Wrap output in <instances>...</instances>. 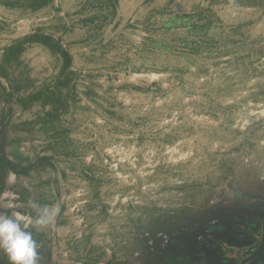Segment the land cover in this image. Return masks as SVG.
I'll use <instances>...</instances> for the list:
<instances>
[{
  "label": "trees",
  "instance_id": "1",
  "mask_svg": "<svg viewBox=\"0 0 264 264\" xmlns=\"http://www.w3.org/2000/svg\"><path fill=\"white\" fill-rule=\"evenodd\" d=\"M53 1L0 0L2 9L22 11L1 16L0 40L11 23L31 20L29 33L0 48V138L41 145L19 169L0 149V199L9 190L15 204L0 215L31 219L23 232L35 242V264H54L38 221L57 218L67 175L80 192L81 228L61 238L64 264H188L157 251V240L236 192L264 195V44L207 5L261 0H197L190 13L159 7L103 44L117 0L88 1L93 13L51 30L32 15ZM60 31L99 39L93 66L76 65ZM36 47L55 59L39 80L28 60ZM255 253L264 264V245ZM0 264H12L3 249Z\"/></svg>",
  "mask_w": 264,
  "mask_h": 264
},
{
  "label": "rangeland",
  "instance_id": "2",
  "mask_svg": "<svg viewBox=\"0 0 264 264\" xmlns=\"http://www.w3.org/2000/svg\"><path fill=\"white\" fill-rule=\"evenodd\" d=\"M89 4L95 0H54L47 8L32 15L39 26L53 30L62 27L65 17L72 19L78 14H91L95 9ZM197 0H117V16L102 35V44L117 33L129 35L128 23L139 21L149 11L167 7L180 13L192 12ZM224 23L239 25L246 35L257 37L264 44V0L254 6L208 4ZM22 11H7L0 8V19L4 17H18ZM2 16V17H1ZM7 22H10L7 20ZM30 19H20L10 24L11 34L4 35L0 40V48L11 38L29 33ZM66 42L71 44L75 63L79 68L93 66L95 50L100 46L98 40L82 41L80 32H59ZM30 77L39 80L49 74L54 64V56L42 47H36L28 55ZM16 86V84H15ZM19 87H16V91ZM3 102L0 101V111ZM0 149L18 169L26 165L35 155L40 154L41 145L37 140L26 139L21 143H10L8 136L0 138ZM15 175L10 173L7 185L11 187L15 182ZM25 183L28 178L21 176ZM67 195L64 205L60 209L54 222L49 220L42 228L37 227L46 234L47 248L54 264H64L65 254L61 238L71 234H78L81 228L80 220L75 212L79 205L80 192L70 184L72 180L64 177ZM57 193L59 188L54 187ZM14 196L7 190L0 199L2 210L13 209ZM11 219L20 225L21 231L33 221L15 211ZM51 213L49 214V217ZM0 217H5L2 213ZM187 227L176 233L163 236L157 240L156 250L169 249L173 253L181 254L188 264H262L258 263L255 249L264 245V195L255 197L242 196L236 192L220 204L214 205L210 212L199 213L188 223ZM235 232V237H231ZM241 237L249 240L243 241ZM158 255H160L158 253ZM47 264V263H45Z\"/></svg>",
  "mask_w": 264,
  "mask_h": 264
},
{
  "label": "clouds",
  "instance_id": "3",
  "mask_svg": "<svg viewBox=\"0 0 264 264\" xmlns=\"http://www.w3.org/2000/svg\"><path fill=\"white\" fill-rule=\"evenodd\" d=\"M41 218L38 223L46 224ZM35 242L31 234L21 231L20 225L12 219L0 217V249H3L12 264H35Z\"/></svg>",
  "mask_w": 264,
  "mask_h": 264
}]
</instances>
